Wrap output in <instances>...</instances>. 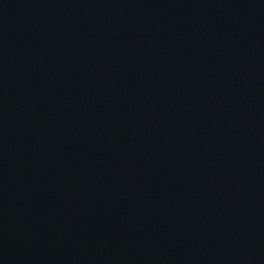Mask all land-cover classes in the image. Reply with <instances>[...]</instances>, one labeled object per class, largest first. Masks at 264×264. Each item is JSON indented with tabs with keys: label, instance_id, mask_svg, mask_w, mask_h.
<instances>
[{
	"label": "water",
	"instance_id": "1",
	"mask_svg": "<svg viewBox=\"0 0 264 264\" xmlns=\"http://www.w3.org/2000/svg\"><path fill=\"white\" fill-rule=\"evenodd\" d=\"M0 264H264V0H0Z\"/></svg>",
	"mask_w": 264,
	"mask_h": 264
}]
</instances>
